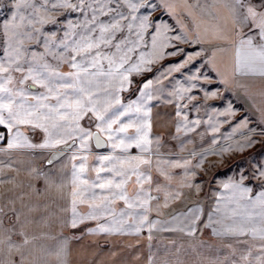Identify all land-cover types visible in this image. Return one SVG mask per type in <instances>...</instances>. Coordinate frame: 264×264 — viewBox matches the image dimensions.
<instances>
[{
  "label": "crops",
  "instance_id": "1",
  "mask_svg": "<svg viewBox=\"0 0 264 264\" xmlns=\"http://www.w3.org/2000/svg\"><path fill=\"white\" fill-rule=\"evenodd\" d=\"M157 3L264 131V0ZM149 71L0 67V233L24 237L0 238V264H264V171L223 164L252 131L202 126L196 95Z\"/></svg>",
  "mask_w": 264,
  "mask_h": 264
},
{
  "label": "rangeland",
  "instance_id": "2",
  "mask_svg": "<svg viewBox=\"0 0 264 264\" xmlns=\"http://www.w3.org/2000/svg\"><path fill=\"white\" fill-rule=\"evenodd\" d=\"M179 38L157 0H0V67L126 66L136 61L141 69L150 68L145 74L166 77L181 98L195 94L189 107L207 118L202 126L215 131L222 117L226 127L235 124L237 132L252 131L223 164L233 163L226 170L232 177L252 176L260 182L264 131L249 114L241 123L233 97L206 80L202 54ZM192 50L194 55L187 53ZM0 238L24 239L12 233H0Z\"/></svg>",
  "mask_w": 264,
  "mask_h": 264
},
{
  "label": "water",
  "instance_id": "3",
  "mask_svg": "<svg viewBox=\"0 0 264 264\" xmlns=\"http://www.w3.org/2000/svg\"><path fill=\"white\" fill-rule=\"evenodd\" d=\"M92 141H93V145L95 148L100 149L103 148L105 143L104 140L100 137V135L98 134L97 131H93L92 133ZM71 146L70 143L64 145L62 148H60V150H55L53 152H51V154L48 157L47 163H51L53 161H55L56 159H58L65 150H67L69 147Z\"/></svg>",
  "mask_w": 264,
  "mask_h": 264
}]
</instances>
